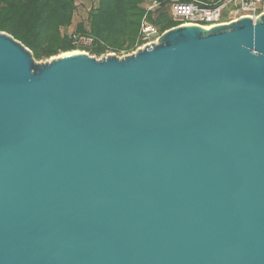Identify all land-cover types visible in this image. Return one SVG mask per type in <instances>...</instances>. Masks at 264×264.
<instances>
[{
    "label": "water",
    "instance_id": "water-1",
    "mask_svg": "<svg viewBox=\"0 0 264 264\" xmlns=\"http://www.w3.org/2000/svg\"><path fill=\"white\" fill-rule=\"evenodd\" d=\"M0 264H264V13L99 59L0 31Z\"/></svg>",
    "mask_w": 264,
    "mask_h": 264
},
{
    "label": "trees",
    "instance_id": "trees-1",
    "mask_svg": "<svg viewBox=\"0 0 264 264\" xmlns=\"http://www.w3.org/2000/svg\"><path fill=\"white\" fill-rule=\"evenodd\" d=\"M159 1L168 9L167 13H160L153 20L150 12L148 19L161 26L160 32L180 25L169 15L170 0ZM73 9L74 0H0V31L28 47L36 60L48 58L77 48L72 39L58 35L62 26L72 22ZM144 14L140 0H99L91 13L92 33L116 49L123 46L125 38L129 39L127 48H131L138 38ZM77 30L83 34L87 29L81 22ZM103 50L98 47L94 53L100 55Z\"/></svg>",
    "mask_w": 264,
    "mask_h": 264
},
{
    "label": "built area",
    "instance_id": "built-area-1",
    "mask_svg": "<svg viewBox=\"0 0 264 264\" xmlns=\"http://www.w3.org/2000/svg\"><path fill=\"white\" fill-rule=\"evenodd\" d=\"M264 13V0H170L169 15L180 24L199 25L204 28L227 23L238 17L253 19ZM161 32L145 18L140 23L139 35L145 44L155 42ZM144 44V45H145Z\"/></svg>",
    "mask_w": 264,
    "mask_h": 264
},
{
    "label": "rangeland",
    "instance_id": "rangeland-1",
    "mask_svg": "<svg viewBox=\"0 0 264 264\" xmlns=\"http://www.w3.org/2000/svg\"><path fill=\"white\" fill-rule=\"evenodd\" d=\"M205 1L213 2L214 0H205ZM98 3L99 0H74L72 22L68 25H64L61 27L58 34L59 38L67 37L69 39H72L74 45L77 47L74 50H76L77 52L87 53L90 56H93L98 59L105 57L108 54H114L118 57H124L130 53L135 52L138 48H140L145 44L144 41L140 38V35H138L136 43L131 48H127V45L129 44V39L125 38L123 40V46L119 49H116L114 45L108 44L102 41L96 35H94L92 33V27H91V20H92L91 13L93 12L94 8L97 7ZM140 4L145 9V14L142 20L145 18L147 22L153 24L160 32L161 26L152 23L148 19V13L150 12L152 13L151 18L154 20L158 17L160 13L163 12L167 13L168 9L166 8V6H162L159 0H140ZM81 22L85 25V28L87 29L86 32L83 34L77 30V25ZM98 47L104 49L103 50L104 52L100 55L94 53V49ZM60 54H62V52H59L57 55H53L51 57L58 56ZM51 57L41 58L36 61L44 62L49 60Z\"/></svg>",
    "mask_w": 264,
    "mask_h": 264
},
{
    "label": "bare ground",
    "instance_id": "bare-ground-1",
    "mask_svg": "<svg viewBox=\"0 0 264 264\" xmlns=\"http://www.w3.org/2000/svg\"><path fill=\"white\" fill-rule=\"evenodd\" d=\"M72 53H78V52L76 50H71V51H68V52H63L60 55H68V54H72Z\"/></svg>",
    "mask_w": 264,
    "mask_h": 264
}]
</instances>
